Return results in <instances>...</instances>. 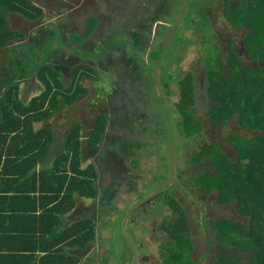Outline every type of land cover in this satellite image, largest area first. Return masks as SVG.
<instances>
[{"label":"trees","instance_id":"trees-1","mask_svg":"<svg viewBox=\"0 0 264 264\" xmlns=\"http://www.w3.org/2000/svg\"><path fill=\"white\" fill-rule=\"evenodd\" d=\"M45 1L51 0H44V5L49 6ZM59 1L64 5L63 11L53 13L61 14L60 25L56 31L46 32L42 28L46 27L43 20L47 18L46 8L31 4V0H0V257L12 261L11 264H36V260L43 261L42 264H78L88 256L97 239L92 210L87 207L86 212L91 210L88 216L65 223L66 216L79 206V200L96 199L101 193L97 164L85 159V123L76 118L80 112L76 108L83 97L92 94L91 88L96 87L92 80L102 78L100 73L108 78H102L104 82L112 80L110 91L117 96L127 87L125 71L119 73L116 68L122 65L120 61L107 56L100 60L105 51L113 53L111 47L98 53L92 51L96 45L93 38L83 42L73 38L78 36L74 35L76 31L84 34L91 31L97 36L103 28L99 22L105 15L97 12L82 16L77 21L82 25L74 29L73 23L66 28L64 20L69 17L63 13L69 9L71 0ZM148 3L149 7L142 12L134 8L135 3L126 4L134 17L122 25L124 29L119 31L117 28L122 27L114 26L116 29L108 40L99 37L95 41L100 47L123 37L138 48V54L154 36L160 37L165 31L168 35L165 44L159 45L157 40L155 53L149 55L148 62L143 59L141 63L157 73L151 77H157L156 84L162 85L161 79L177 81L180 98L166 113L169 116L174 111L180 115L177 127L183 128L192 143L202 141L188 163L193 169L189 174L204 196H200L197 188L194 194L191 190L184 192L186 195L174 194L170 190L174 181L163 186L165 204L172 211L159 228L164 240V264H264L258 260L264 253V244L254 232L256 210L240 205L246 192L264 203V23H238L230 18L233 13L238 16L246 13L250 19L256 14L264 18V0H220L218 10L229 19L226 18L223 31L217 27L219 14L202 15L206 35L199 32L193 34V39L200 40L206 82L203 94L197 91L193 72L159 73L166 66L172 70L179 64L172 52L179 47L177 37L183 40L177 29L187 23L188 9L193 11L194 6L191 7L190 0H148ZM7 10L19 14L24 22L37 23L36 32L12 27ZM151 13L153 19L143 23L144 17ZM67 34L77 56L70 80L63 69L46 62L57 54L50 39ZM116 47L123 52L118 43ZM20 49L30 54L28 59L18 53ZM41 49L50 55L44 57ZM78 59L83 60L79 63ZM124 59L131 64L130 59ZM34 73L39 83L30 92L41 93L24 99L22 83L25 90L30 89L27 77ZM163 99L167 102L168 97ZM64 109L69 112L67 120L76 119L68 123L66 134L59 137L54 120ZM94 114L99 122L104 116ZM84 115L86 118L93 114ZM100 133L103 134V128ZM179 177L177 174V180ZM239 183L245 189L225 200L224 192ZM197 243L206 249L201 256H196ZM100 262L106 263L101 259Z\"/></svg>","mask_w":264,"mask_h":264},{"label":"rangeland","instance_id":"rangeland-1","mask_svg":"<svg viewBox=\"0 0 264 264\" xmlns=\"http://www.w3.org/2000/svg\"><path fill=\"white\" fill-rule=\"evenodd\" d=\"M116 1L118 2L119 0H71L69 1V9L63 13L64 17L65 15L69 17L68 19L65 18L64 27L70 28L74 23V29L82 25L77 22L82 20V16L85 18L87 15L97 12L104 15L106 13L104 20L101 19L104 26L101 31L97 33L98 37L94 35V33H91V31L84 34L80 31L83 30V28H78L80 32L76 31L77 33L74 35L78 36H73V38H77L80 42L93 38L92 41L96 45H94L92 51L98 50V53L101 52L104 47H111L113 53H109L108 50L105 51L100 60L105 56L111 60H119L122 65H117L116 68L119 70V73L125 71L126 78L128 79L126 81L127 87L121 91L120 96H117L114 92L110 91L112 80L104 82L102 78H108L105 73H100L102 78L97 77L92 80L96 87L91 88L93 89L92 94H90L91 96L83 97L80 106L76 108V111H80L84 114L90 113L94 116L96 115L94 113H103L104 115L101 116L100 122L96 120V116L91 117L92 120L91 118L87 119L85 122L84 142L86 144L85 159L87 162L92 161L91 156L94 155L95 145L103 138L100 130H102L103 126L108 122V119L109 127L107 129L108 136L105 140L106 145L100 147L102 148L100 154L101 157L107 158V151L111 150L119 156L115 158L111 157L110 162L112 167L111 176L114 173L117 174L115 176V179H117L116 184L111 185L110 180L102 179L100 197L94 201L93 205H91V199L79 200V206L69 214V218L67 219L68 222L71 223L72 219L74 221L84 216V211H86L87 207L92 210L93 218L97 224L98 236L97 241L87 253L90 261L88 263L90 264H99L101 263L100 259L102 262L106 261L105 264H164L165 252L162 247L164 240L159 233V228L164 220L172 215V211L165 204L164 194L162 192L163 186L174 181L170 185V190L174 194L182 192L181 194L186 195L184 192L189 190L194 194L199 190L200 196H204L202 189L195 186L194 179L189 174V170L191 171L193 169L188 163V158L192 157L202 146L200 143L202 141L197 140L192 143V138H187L184 135L183 128L177 127L180 115L174 111L169 116L166 113L167 110L173 109L174 102L178 101L180 98V85L177 81L172 80L169 82L168 80L164 81L161 79L162 85L158 82L156 84L155 80H157V77H154V79H151V77L157 76V73L151 70L150 67L144 66L141 63L143 59L148 62L149 55L152 52L155 53L157 40H159V45L165 44L168 36L165 34V31L160 37L154 36L149 42V46H144L145 50L143 51L139 49L140 52L138 54L136 51L138 48L132 46V43L129 40L123 39V37L109 40L106 45L100 47L98 42L95 41V39L99 37L105 39V41L108 40L112 35L111 33L116 29L112 27L119 26L121 28V26L127 22L128 18L133 16V13L128 10V8L127 11L118 8L119 12L116 13L115 10L117 8L114 9L112 6ZM128 1L129 2L126 3L128 5H132L136 2V0ZM219 1L220 0H190V5L191 7L194 6V10L192 11L191 8L188 9V17L185 19L187 23L181 30L177 29V35L183 40L180 41L177 37L179 47L172 51L175 53L179 64L173 66L172 70L166 66L160 69L162 72H159L161 75H165L169 71L176 73L175 75H178L177 73H179V71L183 75H186L188 72H193L197 82V91L202 94L205 93L204 89L206 86L202 71V69H204L201 59L202 51L199 45L200 40L198 42V39H193V34H198L200 32L203 36L206 35L204 33L205 31H203L204 25L206 26V24H204L201 19L204 13L219 14L217 16V27L219 29L221 28L223 31L229 19L224 13H221L222 11L218 10V8L221 7ZM63 6L62 1L54 0L53 5L45 7L47 12L45 21L46 27L40 26L43 30L47 27L50 30H56L57 27H59L61 14L58 12L54 14L53 12H56V10L61 11ZM147 7H149L148 0H139L138 6L134 8L142 12ZM52 8L55 10L52 11ZM98 9H100V11ZM185 11L186 7H183L182 12L184 14ZM238 15L239 14L233 13L230 15V18L237 19L238 23L248 22L255 24L260 21L264 23V18L259 14H256L253 19H250L246 13H240V16ZM50 17L52 19H49ZM108 17L110 19H108ZM144 18L148 20L150 14H147ZM176 18L178 19V15ZM89 21L92 22V20ZM162 23L164 24V22ZM37 27L38 25H34L35 29L32 30L36 32L38 29ZM25 29H28V24H25ZM123 29V27L121 29L117 28L119 31ZM195 31L198 32L194 33ZM206 31L208 32V28ZM69 35L70 34L66 36L62 35L64 39L59 36H54L56 39H50V43H55L54 48H56L55 51L57 54L50 57L49 61H46L48 63L52 62L58 69H63L67 74V80L71 78L72 63L75 62L77 57L72 51L71 47L74 43ZM211 35L212 34H210V36ZM175 38L176 37H174V39ZM62 40L66 41V44L63 45ZM130 40L133 41L131 37ZM35 41L38 42V40ZM109 42H111L110 45H108ZM116 43H118V47H123V52L121 50L119 52L116 50ZM34 50L39 52L36 47ZM41 50L44 52V57L50 55L49 51ZM19 52L20 54L22 52L26 59L30 56L28 52L21 49L18 53ZM79 52L84 53L81 49ZM126 57L130 59L131 64L124 59ZM42 58L40 54L39 59ZM78 60L80 63L83 59ZM32 65L34 64L32 63ZM124 67L126 69H124ZM137 73H139V76H137ZM115 79L117 80V77ZM27 81H31L29 83L30 89L25 90V83H22V87L25 90V93L23 90L22 96L24 99L30 100L33 96L40 94L41 91L35 90L30 92L31 88L39 83L35 73L29 75ZM136 88L139 90L138 97H135ZM117 90L118 88L115 89V92ZM131 90L134 96H132ZM109 93H112V96H107ZM165 96L168 97L167 102L169 105H167L166 100L163 99ZM132 98L134 99L132 102L134 110L132 111L129 109L128 111L127 109L128 112L126 113H128V117L125 119V123H120L115 127V121L118 116L117 107L130 105L131 102L129 99L131 100ZM129 107L130 106H128V108ZM65 111L66 109L55 115L54 122L56 123L58 135H60L59 137L66 134L69 128L68 123L71 124L75 122L76 118L85 120L84 116H86L84 114L80 115L79 112L76 118L73 117L74 119L67 120L69 116L67 114H69V112L65 113ZM121 122H123L122 119ZM115 129L117 132H125L122 138H120V136H114ZM99 133L100 135L97 136ZM114 140L116 142L120 140V144L116 142L112 143ZM93 142L94 144H92ZM132 146L134 147V153L137 154L135 158H131L127 155L128 150H130ZM115 160H117V162ZM177 174L180 175L178 178L180 180H177ZM101 176L102 178H107L106 170L103 166L101 167ZM245 187L243 183L229 187L224 192L225 200H230L235 197L238 195L239 191L245 189ZM246 193L240 205L251 210H256L253 221L254 232L264 244V203L258 200L253 194ZM187 198L191 199V195H188ZM212 199H216L214 195ZM235 202L236 201L233 203ZM231 206L234 207L233 204ZM91 210L88 211V214ZM192 210H194V207ZM200 235L202 237L204 233ZM196 245L198 246L196 256H201L206 252L202 244L197 243ZM213 253L214 249L212 248L210 254L212 255ZM258 260L264 263V253L259 256Z\"/></svg>","mask_w":264,"mask_h":264},{"label":"flooded vegetation","instance_id":"flooded-vegetation-1","mask_svg":"<svg viewBox=\"0 0 264 264\" xmlns=\"http://www.w3.org/2000/svg\"><path fill=\"white\" fill-rule=\"evenodd\" d=\"M127 2H129L128 0H119L118 2L116 1V3H114L112 6L114 7V9L115 8H117L116 10H115V12L117 13V12H119V10H118V8H121V9H123V10H125V11H127V8H126V3ZM149 3H151V2H149ZM117 4V6H115ZM138 4H139V0H136V2H135V6H138ZM121 14V13H120ZM153 13H151L150 14V18L151 19H153V15H152ZM105 16H106V13H105ZM105 16L103 17V20H104V18H105ZM132 17H134V16H132ZM150 18H148V20H146L145 18H144V21H143V23H145V24H148L149 23V20H150ZM108 19H110L109 17H108ZM100 24H102V26H104L103 25V21H101L100 20V22H99V25ZM122 27V26H121ZM132 91V90H131ZM139 90L136 88V92H135V97H138L139 96V92H138ZM132 96H134V93H133V91H132ZM131 96V97H132ZM132 100V101H131ZM129 99V101L131 102V104L130 105H124V106H119V107H117V110H118V116H117V121L118 122H115V127L116 126H118L119 125V123H125V119L128 117V113H126V112H128L129 111V109H131L132 111L134 110V108H133V105H132V102L134 101V99L132 98V99ZM136 100V99H135ZM128 106H130L129 108H128ZM127 109H128V111H127ZM90 111V110H89ZM124 113H126V114H124ZM122 114H124V115H122ZM96 115H91V116H88V117H86L85 118V120H83V122L85 123L86 122V120L87 119H89V118H91V117H95ZM111 118V117H110ZM123 120V122H121V119ZM91 120H92V118H91ZM96 120H98V117H97V119ZM99 122V121H98ZM134 124V123H133ZM108 127H109V119H108V122L103 126V138H102V140L99 142V143H97L95 146H96V148L94 149V155L93 156H91V158H92V161L93 162H95L96 164H97V167H98V171H99V173H100V179H99V184H100V188H101V181H102V179L103 180H105V179H108V180H110L111 181V185L113 184V185H115L116 184V180L117 179H115V176L117 175L116 173H114L112 176H111V170H112V167H111V157H117V156H119L117 153H115V152H113V151H111V150H108L107 151V158L106 157H101V154H100V152L102 151V148H100V147H102L103 145H106L105 144V140H106V138H107V136H108V131H107V129H108ZM123 133H125V132H117L116 131V129H115V137L117 136V137H119L120 136V138H122V136H123ZM118 142H116L115 140L114 141H112V143H119L120 144V140H117ZM127 155L129 156V157H131V158H135V157H137V154L136 153H134V147L132 146L131 148H130V150H128V152H127ZM123 159V158H122ZM138 159V158H137ZM116 162H117V160H115ZM119 162V161H118ZM118 164V163H117ZM104 167L105 168V170H106V176H107V178L106 177H104V178H102V176H101V167ZM121 169H122V167H121ZM163 193H164V191H162ZM100 197V194H99V196L96 198V199H91V202H92V204L91 205H93V203H94V201H96L98 198ZM98 236V235H97ZM96 241H97V239H96Z\"/></svg>","mask_w":264,"mask_h":264},{"label":"crops","instance_id":"crops-1","mask_svg":"<svg viewBox=\"0 0 264 264\" xmlns=\"http://www.w3.org/2000/svg\"><path fill=\"white\" fill-rule=\"evenodd\" d=\"M49 6L50 5H52V3H54V0H51V1H49V2H47V1H45ZM31 4H39L42 8L44 7H46L47 5H44V0H31ZM7 14H8V16H9V14L11 15V18H12V27H13V25L14 26H16V28L17 29H21V30H23V29H25V24H28V29L30 30V29H35L34 28V25H37V23H34V22H29V21H23L20 17H19V14H14L13 15V13H10V11L9 10H7ZM49 19H52L51 17L49 18ZM44 21H46V18H44L43 19ZM46 23V22H45ZM38 28V27H37ZM27 29V30H28ZM54 31H56L55 29H53ZM49 31H51L48 27L46 28V32H49ZM55 34V33H54ZM48 36V35H47ZM54 37V36H53ZM26 52V51H25ZM70 214V213H69ZM84 216H82V217H80V218H83V217H85L86 216V214H87V216H88V211L86 212V211H84ZM67 218H69V215H67L66 216V219H65V223L66 224H69L70 222H68V219ZM80 218H78V219H80ZM72 221H73V219H72ZM11 262L12 261H10V260H5L4 258H1L0 257V264H11ZM34 262H36V264H42V262H40V261H34ZM88 262H90L89 261V258H88V256L87 257H84L83 258V260L81 261V263H78V264H90V263H88ZM21 264V263H20Z\"/></svg>","mask_w":264,"mask_h":264}]
</instances>
